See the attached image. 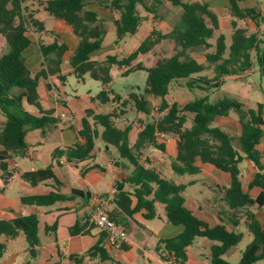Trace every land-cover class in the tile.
Masks as SVG:
<instances>
[{
	"label": "trees",
	"instance_id": "16d2710c",
	"mask_svg": "<svg viewBox=\"0 0 264 264\" xmlns=\"http://www.w3.org/2000/svg\"><path fill=\"white\" fill-rule=\"evenodd\" d=\"M90 1L118 14V19L114 21L116 46H120L126 37L134 36L150 15L153 20L162 18L160 10L163 0H37L36 9L26 6V0H0V35L9 47L8 52L0 56V114L6 119L0 130V171L10 174L9 159L27 156L28 130L41 129L44 138L46 130L59 123V118L53 116V109L42 108L39 84L50 75L56 76L62 83L67 81L62 66L69 50L68 45L57 35H53L49 44L40 43L44 63L36 72L27 67L24 57L25 50L31 44L28 32L31 29L37 33L45 32L44 23L36 18L42 8L50 16L64 20L80 39L70 57L75 78L85 82L88 75L100 82L104 88L94 100L101 104L116 105L114 111L105 114L86 110L78 132L80 141L73 146L54 149L51 153L53 163L58 165L61 160H65L66 163L77 164L92 159L96 140L100 136L105 145L116 151L113 164L118 168L123 165L131 168L125 179L114 181L116 192L112 202L116 205V212L111 213L112 217L119 221V214L133 218L141 212L146 220H153L158 216L156 204L161 203L167 221L184 227L179 236L158 240L155 250L164 262L187 264L188 248L198 238H205L214 242L210 264H231L224 256L244 237L242 232L236 230L242 219H245L252 240L238 264L264 261V225L251 210L264 206V162L259 149L264 139V105L259 103L255 109H246L235 98L223 97L211 101L209 96L211 91L220 89L229 77H243L247 72L254 71L255 67L264 77V47L261 46L264 41L257 32L249 33L239 25V21L251 20L258 26L261 18L264 20L261 11L255 7H241L239 2L245 0H227L231 12V43L228 45L226 36L219 33L212 44L210 40L220 30V22L218 15L210 9L209 2L166 0L181 9L179 19L169 32L153 28L130 54L122 57L118 54L107 55L104 60L95 61L91 59V54L101 49L107 29L105 21L87 9ZM140 9L146 14L142 15ZM166 42L174 44L173 54L158 59L151 67L138 62L140 56ZM211 48L215 50L205 53L207 64L200 63L192 54L195 50ZM114 66L125 69L123 76L137 70L146 71L148 76L144 91L122 96L110 89ZM174 84L190 92L202 91L204 95L184 105L170 103L167 97ZM150 98L158 102L154 111ZM26 104L35 107L40 115L30 113ZM129 111L146 116L147 121L137 117L122 126L115 123L114 118L125 117ZM231 113L238 117L239 149L234 144L236 137L214 125L216 118H226ZM189 121L191 124L187 126ZM159 132L173 136L177 142V155L170 162L172 175L200 174V164L212 165L229 174L230 183L220 188V194L227 208L224 214L228 215L231 230L220 215L218 217L222 223L210 227L186 207L184 192L194 183L178 182L171 176H165L161 170L151 167L147 158L149 165L142 163L141 158L148 148L165 152L164 141L158 140ZM244 160L255 169L247 190L243 187L240 170ZM54 164L20 174V179L33 187L45 181L53 182L47 194L22 196L23 204L51 207L61 202L75 201L77 196L87 200L89 193L84 195L79 190H73L70 194L62 192L63 183L53 171ZM90 169L84 168L82 173ZM253 189L260 190L257 197L251 195ZM81 222L82 218H78L70 228L72 236L80 234L89 220L83 226ZM55 228L56 225L46 230ZM20 232L25 237L31 257H37V248L41 246L40 220L37 214H30L0 219V262L8 249L7 241L1 240V237L13 239ZM106 237V232L101 230L98 241L85 254H72L68 258L74 264H84L86 258L91 261L87 264H102L110 260ZM121 248L127 249L128 246L123 244Z\"/></svg>",
	"mask_w": 264,
	"mask_h": 264
},
{
	"label": "crops",
	"instance_id": "0c3cea01",
	"mask_svg": "<svg viewBox=\"0 0 264 264\" xmlns=\"http://www.w3.org/2000/svg\"><path fill=\"white\" fill-rule=\"evenodd\" d=\"M36 1L37 0H26V6L36 9ZM195 1L209 2L210 9L219 17V31L222 33V21L218 12V7L224 6L229 8L228 1L188 0L184 2ZM242 2L244 1L239 2V5L241 7H245L243 6ZM162 7L170 8L173 11L179 9L172 6L166 0H163ZM87 9L95 12L101 19L105 21L104 24L106 29L109 27L115 32L114 21L118 19V14L116 12L106 7L98 6V4L94 1L89 2ZM40 10L43 9L40 8ZM40 10L38 13L41 12ZM38 13L36 14V18ZM152 18L153 17L150 15L149 20L146 21V23L152 22ZM42 22L45 26V32L37 33L33 29L28 32V37L31 40V44L25 50L24 57L27 67L31 71L36 72L41 69L42 64L44 63V58L40 50V43L49 44L53 40V35H57L62 42L68 45L69 50L64 56V63L62 66L63 74L67 75V81L62 83L56 76L50 75L47 79H42L39 84V95L42 108L44 110L53 109V116L59 118V123L56 127L48 128L44 138L42 137L41 129L28 130L26 134V142L29 145L27 156L25 158L9 159L8 163L10 174L0 171V219H12L25 215L37 214L40 220V230L43 229L45 236L49 237L48 233L54 234V239L46 245L42 244L43 241L40 238L41 246L37 248L38 255L36 258H33V261H28L24 258L20 260L18 264H74L68 258L69 255L85 254L98 241L101 230L97 227H94L93 224L88 223L85 225L83 231L80 234L72 236L70 234V228L76 224L78 218H82L81 225L83 226L85 222L88 220L90 221L92 215H94V213L101 206H105L110 214L115 213L116 205L112 202L114 195L112 191L115 189L114 181H121L125 179L131 172V168L126 165L118 168L113 164L116 151L115 149L105 145L104 142L99 143V138H101L100 136L96 140V148L93 152L94 157L92 159L77 164L66 163L65 160H61V163L58 165L53 163L51 153L54 149L73 146L78 141H80L78 132L81 129V120L85 117L86 110H93L96 113L101 112H99V102L94 100V97L98 93L96 94L88 89L80 90L79 88L73 89L72 86L68 87L69 78L74 76L72 74L73 68L70 65V57L73 51L78 47L80 39L74 35L72 28L64 20L56 19L51 28H48L46 22ZM140 28L137 30V32H139ZM152 30L153 27L151 26L149 32L145 31V37H147ZM44 33L48 34L47 38ZM123 43H125V41H123L119 46V52L124 51V48L122 47ZM7 46L8 45L6 44L4 37L0 35V56L8 52L6 51ZM163 47L165 48V45H163ZM102 48L103 45L100 50L91 54L92 60L102 61L107 55L117 54L114 51L115 49H113L110 50V54L101 56L99 52H101ZM199 62L206 64L201 61ZM234 77L235 76L229 78ZM243 77H245V75ZM112 105L114 107L113 109H115L116 105ZM26 109L35 116L40 115L39 111L33 106L26 104ZM138 118L142 119V115H139ZM226 118H231V114ZM5 120V117L0 114V130L4 126ZM127 120L132 121L130 118H127ZM234 121L238 122V119L236 118ZM98 130L101 132L100 129ZM135 134L136 132H134L133 138L135 137ZM168 136L169 137L167 140L164 141L166 145L165 152L158 150L162 154L161 156H158L156 154L157 149L148 148L145 150L144 155L141 158L142 163L144 165H149L148 162H146L147 158V160L150 162V166L161 170L165 176H171L172 179L178 180V182L194 183L189 185L184 192L186 207L192 210L199 219L206 222L210 227H214L217 224L222 223L218 217V215H220L223 218L224 223L227 224V228L231 230L228 215L224 214L227 208L224 205L220 194V188L222 186L229 185L230 177H223L222 175L215 176L216 179L211 183L212 186L207 188V190H203L195 189L199 181H201L199 178H197V176L204 174V172H206L208 175H215L216 169H214L215 167L213 168L212 165L205 167L208 164H200L202 171L200 174L194 176L185 175L177 177L172 175L170 170V162L171 159L177 155V142L173 136ZM263 144L264 139L261 145ZM262 154L264 162V153ZM248 163L251 164L250 162ZM52 164H54L53 171L55 175L63 183L62 192L64 194H70L73 190H79L84 195H88L89 193L90 196H87L89 199L87 198L86 200L77 196L75 201L61 202L51 207H36L23 204L21 202L22 196L47 194L51 191V185L53 182L45 181L33 187L27 182L21 180L20 174L43 169ZM84 168L91 169L86 173H82V169ZM252 168L253 174L246 183L247 187L255 173L253 166ZM241 175L244 180L245 177L242 174V171ZM243 187L245 189V183ZM12 188H17L18 190V192L14 195H11L12 190H14ZM259 193V189L251 190V195L253 197H257ZM198 194L203 197L207 196L208 201L206 203L200 202ZM218 204L219 209H216ZM253 212L255 213L257 220L262 225H264V206L262 208L254 207ZM156 213L158 216L153 220H146L142 216L141 212L136 214L133 218H130L125 214H119L117 219L124 225L127 231V239L123 244H126L128 248H111L107 246L111 258L102 264H122L121 262L113 261L112 255L118 250H123L126 254L125 256H122L124 264H167L158 255L155 250V246L159 239H169L179 236L183 232L184 227L182 225H173L167 221L165 217L164 206L161 203L156 204ZM60 218L61 220L66 219L65 222H62L63 225L60 226V229L58 226L55 228V230H46L48 228L51 229V227L55 225L54 223L56 221L58 222ZM154 220H159L162 224L157 226L153 223ZM241 226L245 227L247 234H250L252 238L249 228L245 223V219H242L236 228L238 232H240L238 229ZM61 227H63L64 230L66 227L67 231H62L61 234H59L61 236L58 238V233L60 232ZM2 238L4 237H1V240ZM49 238H51V236ZM153 238L155 241H153ZM4 240L7 241L8 246V243L12 240V238ZM213 243L214 242L205 238H198L187 250V264H210L211 247ZM236 252H238V245L229 250L228 253L225 254L224 258L231 257ZM3 261V264H14L17 261L16 254L5 260L3 259ZM90 262L91 261L86 258L84 264ZM258 264H264V261H261Z\"/></svg>",
	"mask_w": 264,
	"mask_h": 264
},
{
	"label": "rangeland",
	"instance_id": "374dc122",
	"mask_svg": "<svg viewBox=\"0 0 264 264\" xmlns=\"http://www.w3.org/2000/svg\"><path fill=\"white\" fill-rule=\"evenodd\" d=\"M188 1V0H184ZM97 3V2H95ZM98 6H101L99 3H97ZM213 4V3H212ZM243 6L245 7H256L261 11L262 17H264V0H246L242 2ZM219 8V15L221 16V21H222V33L226 36V42L229 45L231 43V34L232 30L230 27V17H231V12L230 8L220 6ZM141 13L146 14L142 9ZM41 12L38 13L37 18L41 21L46 22L48 28H51L53 23H55L56 19L52 16H50L45 10H40ZM180 8L176 11H173L170 8L162 7L160 10V15L161 19L158 20H153L150 23L144 22V24L141 26L139 32H137L134 36H128L125 38V43H123L122 47L124 48V51L119 52V46H116L114 43V40L116 38L114 30L110 29L107 27V34L105 36L104 42H103V48L99 54L101 56H106L107 54H110V50L115 49L114 51L119 55V56H126L132 51L137 48V46L140 45V43L146 38L145 37V31L149 32L150 27L152 26L153 28H157L161 30L164 33H167L171 30L173 25L177 22L180 16ZM240 26L243 28H246L249 33H254L257 32L260 38L264 41V20H262L257 26L255 23H253L251 20H244V21H239ZM220 33L218 31L213 39L210 40L212 44L215 42V38L217 35ZM46 38L48 37V34L44 33ZM49 39V38H48ZM165 45V48L163 47ZM262 47H264V42L261 44ZM9 50V47L7 46L6 51ZM215 49L211 48L209 50H204V49H199L195 50L192 54L194 57H196L199 61L204 62L207 64L205 60V53L206 52H213ZM174 51V44L172 42H166L164 44H161L157 46L154 51L142 55L139 57L138 62H142L145 66L151 67L156 64L157 60L165 57V56H170L173 54ZM125 71V69H120L116 66H114L111 70V76H112V82L109 85V88L112 89L114 92L122 95V96H127L131 92H143L146 83H147V72L143 70H137L129 73L126 76H123L122 73ZM207 74L208 76H212L210 73H204ZM72 86L73 89L79 88L80 90L88 89L91 90L94 93H99L104 87L102 84L98 81H95L91 79L88 75L86 77L85 82H79L74 76H71L69 78V85L68 87ZM67 87V88H68ZM69 89V88H68ZM204 95V92L202 91H193L190 92L187 90L185 87H182L178 84H174V86L170 90V94L168 95L167 99L170 103H178L180 105H184L190 100H194L195 98L201 97ZM211 101H216L220 98L223 97H231L239 100L240 102L243 103L246 109L250 108H257V105L259 103L264 105V77H262L258 71V68L255 67L254 71L247 72L245 74V77H234V78H228L224 82V84L221 86L220 89L211 91L209 93ZM151 108L152 110L155 109L158 106V102L151 99ZM112 104H101L99 103V112L101 113H107V112H112L114 111ZM154 111V110H153ZM139 115L142 114H137L134 111H129V113L125 116L126 118H130L132 121L134 120L135 117H139ZM235 117V118H234ZM238 119L236 114L231 113V118H216L214 121V125L220 126L226 131H228L231 135L236 137V140L234 142L236 148L239 149V143H238V136L240 132V126L237 121H234V119ZM142 119L147 121V117L142 115ZM190 121L187 123V126H190ZM119 125H124V124H119ZM169 136H167L164 141L167 140ZM99 143H103V140L99 138ZM260 149L262 153H264V144L260 146ZM156 154L158 156H161V152L156 150ZM163 159V158H161ZM205 167H209V164ZM212 167V166H211ZM214 168V167H213ZM216 169V168H214ZM240 169L242 171V174L244 175L245 179L243 180L245 183V189H247V182L251 178V175L253 174V168L251 164H249L247 161H244L243 163L240 164ZM169 174V172H168ZM222 175L223 177H230L229 174L222 172L218 169H216V174L215 175H208L206 172L204 174H200L197 176L201 181H199L197 187L195 189H203L207 190V188L212 186V182L216 179L215 176ZM11 195H14L18 192L17 188H12ZM199 200L202 203H206L208 201V197L201 196L198 194ZM216 209H219V204L216 206ZM254 208L252 209V211ZM58 220V219H57ZM66 219H59V221L55 222L54 224L56 225V228L59 226H62V222H65ZM155 225L160 226L162 223L159 220H154L153 222ZM53 224V225H54ZM240 232L244 233V237L242 241L238 244V252H236L233 256L231 257H226L225 259L230 262L231 264H238L241 255L243 251L245 250L246 246L251 242L252 238L250 234H247L246 229L244 226H241L238 229ZM62 231H67V228L65 227V230L63 227H61L60 232L58 233V238L59 234H61ZM45 232L40 230L39 236L42 239V244H48L51 240L54 239V234L53 233H48L49 237H46ZM132 238V237H131ZM5 238H2L4 240ZM153 241L155 239L153 238ZM27 243L25 240V237L22 232L19 233V235L15 238H13L9 243H8V249L3 257V259L10 258L16 254L17 261L14 264H18V262L22 259H27L28 261H33V258L31 257L29 251H27ZM118 254V255H117ZM125 252L123 250H118L116 251L112 257L113 261H118L124 264L123 257L125 256ZM3 259L0 262V264H3Z\"/></svg>",
	"mask_w": 264,
	"mask_h": 264
},
{
	"label": "built area",
	"instance_id": "2783aa9c",
	"mask_svg": "<svg viewBox=\"0 0 264 264\" xmlns=\"http://www.w3.org/2000/svg\"><path fill=\"white\" fill-rule=\"evenodd\" d=\"M116 124L125 123L127 120L126 117H116L114 118ZM158 140L164 141L168 136L167 133L159 132ZM116 189L112 191L115 193ZM89 223L95 225L98 229L106 232L107 237V246L111 248H120L127 239V231L124 225L114 219L110 212L106 209L105 206L99 207V209L92 215Z\"/></svg>",
	"mask_w": 264,
	"mask_h": 264
}]
</instances>
